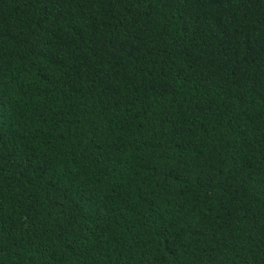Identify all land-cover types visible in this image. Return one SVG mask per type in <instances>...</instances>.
Wrapping results in <instances>:
<instances>
[{
    "label": "trees",
    "instance_id": "trees-1",
    "mask_svg": "<svg viewBox=\"0 0 264 264\" xmlns=\"http://www.w3.org/2000/svg\"><path fill=\"white\" fill-rule=\"evenodd\" d=\"M0 264H264V0H0Z\"/></svg>",
    "mask_w": 264,
    "mask_h": 264
}]
</instances>
